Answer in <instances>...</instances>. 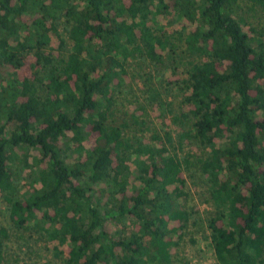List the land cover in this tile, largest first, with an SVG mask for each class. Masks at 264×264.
I'll return each mask as SVG.
<instances>
[{"label": "trees", "instance_id": "16d2710c", "mask_svg": "<svg viewBox=\"0 0 264 264\" xmlns=\"http://www.w3.org/2000/svg\"><path fill=\"white\" fill-rule=\"evenodd\" d=\"M164 15L188 25L167 31ZM135 58L165 66L178 91L157 127L130 100L116 116ZM184 142L202 153L180 156ZM31 158L38 177L21 193ZM191 168L216 208L218 264H264V0H0V194L14 228L38 218L63 264H169ZM8 237L0 226V252Z\"/></svg>", "mask_w": 264, "mask_h": 264}, {"label": "rangeland", "instance_id": "374dc122", "mask_svg": "<svg viewBox=\"0 0 264 264\" xmlns=\"http://www.w3.org/2000/svg\"><path fill=\"white\" fill-rule=\"evenodd\" d=\"M237 11L239 12L238 9ZM258 20L259 17H250L247 21L255 25ZM156 24L167 31H172L181 30L188 22L176 15H164ZM248 28L249 25H244V30L248 31ZM52 41L56 46L58 41L54 34ZM127 71L128 85L124 88L128 90L127 93L114 95L115 106L121 108V111L117 112V118L127 115L123 112L127 109L126 100L143 107L153 127L160 125L163 118H170L167 103H171L172 110H176L179 97L178 91L168 86L162 77L163 74L164 76L169 74L167 68L135 58L130 60ZM175 151L180 156L189 152L202 153L188 142H184ZM29 162L30 168L22 170L19 167L21 193L26 188L25 184L38 177L39 167L33 163L32 158ZM183 190L185 195L177 200V206L187 210L189 217L185 227L173 234L175 245L169 249L171 252L169 264H218L206 228V221L216 208L208 201L203 177L194 168L186 171V186ZM39 224L41 222L37 218L31 221V225L26 229L14 228L9 221L7 204L0 194V226L6 228L9 233L8 238L2 239L0 264H63L61 259L54 255L55 248L62 246L56 241L48 240L44 233L41 234Z\"/></svg>", "mask_w": 264, "mask_h": 264}]
</instances>
